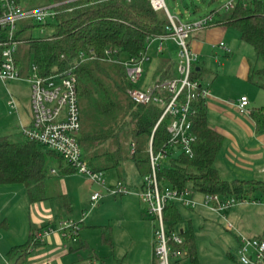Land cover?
<instances>
[{
    "label": "trees",
    "instance_id": "1",
    "mask_svg": "<svg viewBox=\"0 0 264 264\" xmlns=\"http://www.w3.org/2000/svg\"><path fill=\"white\" fill-rule=\"evenodd\" d=\"M62 1L46 0L45 4ZM67 8H73V11H65ZM59 11L53 23L37 25L54 28L47 38H23L24 30L16 34L19 45L24 43L26 46L23 53L27 55L20 56L18 48V68L24 71L27 59L29 64L36 65L42 76L71 70L77 79L82 116L80 143L88 164L95 171L119 173L124 163L131 160L143 178L150 172V166L144 169L150 159L143 157V152L149 147L151 139L154 152L167 143L169 119L159 122L163 113L160 106L136 104L131 100L128 90L133 85L127 78L125 67L115 60L124 59V55L128 58L144 54L151 39L168 34L169 21L165 12L155 11L147 0H77ZM211 13L215 14V18L210 27L235 29L241 41L251 46L256 57L264 63V0H236L235 7L223 16L216 11ZM6 38L5 33L0 31V42ZM2 49L0 46V66ZM108 50L117 52L107 57ZM92 53L94 59L82 60L81 54L90 56ZM171 77V60L161 58L155 80ZM193 78L201 79L196 66ZM248 81L264 89V65L252 68ZM204 103L205 100L200 98L194 104L193 132L196 142L193 157L182 153L171 155L167 165H163L157 174L159 181L178 190L189 188L193 195L218 194L225 199L250 202L263 199L264 181L226 180L220 176L216 160L224 138L210 127ZM249 116L255 124L256 133H264V107L251 109ZM54 159L63 160L38 143L26 139L13 142L7 136H0V185L23 184L32 203L43 201L46 199L45 181L49 163ZM60 168L64 169V173L75 172L69 164L64 166L60 163ZM118 176L123 181L124 178ZM181 207L180 203L171 202L164 210V220L170 231L177 230L182 219ZM62 208L72 211L71 202L66 197H62ZM43 228L31 225L28 240L8 252L11 264H27L33 251L45 245L44 241L36 238L37 232ZM181 234L184 244L174 245V249L188 252L185 260L188 264H199L193 227L189 225ZM101 239L104 244L112 246L110 227L102 228ZM154 264H157L156 259Z\"/></svg>",
    "mask_w": 264,
    "mask_h": 264
},
{
    "label": "built area",
    "instance_id": "2",
    "mask_svg": "<svg viewBox=\"0 0 264 264\" xmlns=\"http://www.w3.org/2000/svg\"><path fill=\"white\" fill-rule=\"evenodd\" d=\"M77 0H64L54 4H44L38 7H25L19 0H0V31L7 38L0 42L2 49V62L0 66V80L3 83L22 79L21 71L16 63V54L19 42L16 34L24 30L19 24L30 20L33 23L47 24L54 21L61 7L67 6ZM97 2L107 0H96ZM131 2L133 0H125ZM157 12H165L169 21V33L156 39L162 41L172 40L177 46V61L175 75L166 80H153L144 88L138 85L143 78V63L149 60L147 53L137 57L115 60L125 67L129 82L133 85L128 90V95L136 104H156L163 109L161 122L169 119L167 143L157 152L153 151L150 141L148 152L150 153V172L143 177L141 189L136 193L145 208V214L154 223V256L157 264H183L188 256L187 251L175 250L174 245L184 244V238L180 231H170L164 220V210L171 202L180 203L185 208H194L202 205L213 212L221 213L236 204L245 202L234 198H222L218 194L202 196L201 202L193 198L191 189L178 190L163 184L158 179V172L162 168V160H169L175 153H182L193 157V146L196 136L193 132V123L196 116L195 102L198 99H206L210 95L208 86L202 84L199 79L193 78L194 67L198 64V55L192 51L190 40L195 32L207 29L214 21L215 14L208 13L196 20L183 22L178 14H170L166 0H147ZM236 0H228L222 5L225 12L235 7ZM67 12L73 8L65 9ZM151 39L150 41H152ZM220 47L230 51L225 43ZM158 53H163L164 47L160 44ZM117 51H106L107 57ZM82 60L94 59L81 54ZM109 60H112L109 58ZM32 86L30 123L22 126V133L26 140L38 143L65 160L76 172L88 177V179L105 188L107 194L113 197H122L132 194L131 188L122 180H116L108 184L105 173L95 171L84 157L80 143L81 111L79 106L77 79L71 72L63 74H51L42 76L35 64L30 65V75L26 78ZM238 108L242 113H249L248 99L242 96L238 100ZM11 111L17 110L13 98L8 101ZM133 147V145H132ZM104 197L102 191H94L90 196L92 206H96ZM252 203L264 204V198L254 200ZM86 217V214L83 216ZM231 229V225L228 226ZM53 233L60 234L63 238L77 240L79 234V222L74 220H60L55 227L47 226L38 231L36 238L45 241ZM239 262L241 264H264V237L249 239L241 236L238 248Z\"/></svg>",
    "mask_w": 264,
    "mask_h": 264
},
{
    "label": "crops",
    "instance_id": "3",
    "mask_svg": "<svg viewBox=\"0 0 264 264\" xmlns=\"http://www.w3.org/2000/svg\"><path fill=\"white\" fill-rule=\"evenodd\" d=\"M230 29L225 26L210 27L195 32L190 40L192 51L198 55L196 69L201 73L200 81L210 89V95L207 96L204 103L208 123L212 129L224 138V145L216 160V168L220 176L226 180L264 181V133H256L255 124L250 118L249 113H242L238 108V100L242 96H245V94L243 93L237 101H234L229 95L231 91L229 89L238 83L241 84L238 87H242L244 83L253 85L248 81L249 74L252 68L262 67L264 63L259 64L256 60L255 62L253 61L255 65L252 64V60L245 55L251 46L241 41L240 36L239 39L235 38L234 41ZM221 42L225 43L230 51H226L220 47L219 44ZM159 64L160 60L158 61L157 68ZM215 64L218 67H215ZM174 75L175 66L173 70ZM153 80H155V74L145 86ZM253 86L260 88L256 85ZM245 89H248L247 91L253 95L251 102L248 99L247 108L249 112L253 108L264 107V105H259L264 104L262 100L263 94L258 90ZM23 138L19 142L24 141L25 137L23 136ZM61 170L64 175L73 174V172L64 173L63 168ZM51 173L55 174L56 170L51 169ZM116 180H120L119 176ZM141 186L142 183L132 194L120 198H123L121 204L125 205L131 212L134 211L137 218L140 219L143 229L145 228L149 253L148 259L141 264H154L156 259L154 256V223L145 218V208H143V203L136 194ZM98 190L100 188H93L91 194ZM78 192V189L74 186H69L64 182L57 193H52L50 187L45 184L46 199L32 203L28 190L23 184L0 185V228L4 230L0 234V264H11V261L7 257L8 252L12 247L28 240L32 224L38 228L45 226L55 227L58 221L54 220L53 216L55 212H59V208L69 216V219L73 213V205L76 204L75 198ZM102 193L104 192L102 191ZM62 197L68 198L71 202V212H67L62 208ZM105 198L107 199L103 206L113 197L104 195L102 200ZM114 198L116 199V197ZM201 200L202 196L199 195L196 201L201 202ZM83 202L84 204L87 203V201ZM196 207H194L195 209L182 207L186 209L187 214L180 211L182 215L181 227L179 228L178 226L177 231H186L189 225L193 227L197 256H199L198 243L206 242L212 246V241L216 242L218 235L222 231L234 235L236 242L234 238L233 240L229 239V242L231 245L232 243H236L234 249L237 250L239 248V236L241 235L255 238L264 237V209L259 204L245 201L221 213L213 212L202 205H197ZM86 217L82 222V226H85V222L91 217L90 222L93 224L92 227H103L102 219L98 212H95L88 218ZM14 218L15 220L18 218L20 230L13 231ZM63 219L61 218L60 220ZM229 225H231V229L228 228ZM90 232L86 228L80 231L77 241H73L75 244L73 246L67 245L68 239L63 238L60 234H51L45 239L44 246L33 251L27 264H99L100 262L104 264V261H101V258L91 251ZM220 243H216V246L219 248L223 245V241ZM85 246L86 248H84ZM150 246L152 247L151 251ZM77 249H79L78 252ZM116 264H121V262ZM183 264H188V262L184 261Z\"/></svg>",
    "mask_w": 264,
    "mask_h": 264
},
{
    "label": "rangeland",
    "instance_id": "4",
    "mask_svg": "<svg viewBox=\"0 0 264 264\" xmlns=\"http://www.w3.org/2000/svg\"><path fill=\"white\" fill-rule=\"evenodd\" d=\"M19 1L25 7H38L46 3V0ZM227 1L228 0H166V6L170 14L174 15L180 12L181 15H179V17L181 21L187 22L196 20L200 17H204L211 11H216L220 16H223L225 12L223 11L222 5ZM50 23L53 22L49 20L47 24ZM37 25H39V23H33L30 20L20 22L19 27L22 29L24 28L22 37L47 38L54 31V28L52 26L48 25L45 27H38ZM230 30L232 39L234 41L235 38L239 39V33L233 28H231ZM160 44H162L164 47L163 53H158L157 51ZM249 48L250 50L245 55L252 60V64L255 65L254 62L256 60L259 64H261L262 61L261 59L259 60L256 58L255 53H253V48ZM25 49L26 46L24 45V43H21L19 45L20 56H27L23 53L25 52ZM146 53L149 57V60L143 63L144 72L143 78L138 85L139 88H144L145 84L151 81L152 77L155 74V70L157 69L158 61L161 58L170 59L173 64L174 70L178 49L172 40L162 41L160 39H153L148 44ZM123 58L126 59V56L124 55ZM26 62L27 63L25 65L24 71L20 70L22 79L17 81H9L6 84L0 80V136H7L13 142H19L24 139L23 135H21V127L28 125L32 117V86L31 83L26 79L30 75L31 64H29L27 59ZM215 67H218L217 64H215ZM244 84H242V87H238V85H241L240 83H238L236 84V86H233L231 89H229V91L231 90L229 95L232 99H234V101H237L244 93L245 97L251 102V99H253V95L249 91H247L248 89L245 88H250L255 91L258 90L261 94H263L262 100L264 101V89L257 88L253 85H250L249 83ZM10 98H13L16 103L17 110L15 111H11L10 107L8 106V101L10 100ZM259 105L263 106L264 104ZM81 131L82 128L80 130V136L82 133ZM143 157L150 159L148 147L146 148L145 152H143ZM167 162V159L162 160V165H167ZM60 163L64 166L68 165L65 160L60 161L58 159H54L52 160V162L50 161L48 177L45 181V184L46 186L50 187V191L52 193H57L60 189L61 184H64V182H66L69 186H74L76 189H78L79 192L75 198L76 204L73 205V213L69 219L79 222V232L85 228L91 231L89 236L91 251L95 253L99 258H101V261H104V264H116L118 262H121V264H141L146 261L148 259L149 248L147 246L145 228L143 229V225L140 222V219L135 215L134 211L131 212L127 207H125V205L121 204V200H123V198L121 199L119 196L115 199L112 196L113 198L109 199L110 201H107L104 206L103 204L107 198L101 200L96 206H92L90 202L92 189L96 187L100 188V190L98 191H103L104 195H108L106 189L92 183L87 176L76 171L73 174L64 175L60 168ZM148 166H150V162L145 164L144 169L146 170ZM51 169L56 170V173H51ZM118 175L124 178L123 181H125V183L129 185L133 192L143 181V178L140 175L135 163L131 160H128L124 163L119 173L116 171L105 172V179L107 183L110 184L112 181L118 178ZM193 197L197 199L199 198V195L194 194ZM83 201H87V203L84 204ZM259 205L264 209V204ZM180 211L184 212V214H187L186 209H183L182 207L180 208ZM95 212L99 213L102 219L101 221L103 223V227H110L112 246L104 244L102 242L101 232L103 227H92L93 224L90 222L91 217L87 220V222H85V226H82V222L85 220V218L83 217L84 214H88L86 217L88 218ZM53 217L54 220L59 222L61 218L67 220L69 216L59 208V212H55ZM145 218L150 222L152 221L147 216ZM13 223V231L17 229L20 230V223L18 222V218L17 220H15L14 218ZM178 226L179 228L181 227V221L178 223L177 227ZM3 231L4 230L0 228V234ZM241 236H239V238ZM244 237L249 239L255 238L248 237L247 235ZM233 238L236 242L233 234L222 231V233L218 235V240L216 242H214V240L212 241V246L208 245L206 242L200 244L198 243L199 263L241 264L239 262L238 250L234 249L236 243H232L231 245L229 242V239L233 240ZM67 241V245H75L72 239H68ZM222 241L223 245H221V248L217 247L216 243L221 244L220 242ZM151 250L152 247L150 246V251ZM99 264L102 263L100 262Z\"/></svg>",
    "mask_w": 264,
    "mask_h": 264
},
{
    "label": "water",
    "instance_id": "5",
    "mask_svg": "<svg viewBox=\"0 0 264 264\" xmlns=\"http://www.w3.org/2000/svg\"><path fill=\"white\" fill-rule=\"evenodd\" d=\"M153 139H151V141H152Z\"/></svg>",
    "mask_w": 264,
    "mask_h": 264
}]
</instances>
